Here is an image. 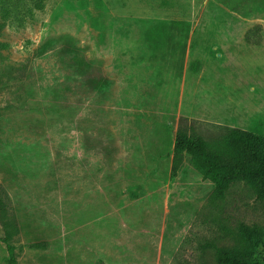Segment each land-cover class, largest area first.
Returning <instances> with one entry per match:
<instances>
[{
	"label": "rangeland",
	"instance_id": "1",
	"mask_svg": "<svg viewBox=\"0 0 264 264\" xmlns=\"http://www.w3.org/2000/svg\"><path fill=\"white\" fill-rule=\"evenodd\" d=\"M179 128L264 136V0H0L17 264H216L210 243L248 246L242 223L264 263V196H218L188 153L173 174Z\"/></svg>",
	"mask_w": 264,
	"mask_h": 264
},
{
	"label": "trees",
	"instance_id": "2",
	"mask_svg": "<svg viewBox=\"0 0 264 264\" xmlns=\"http://www.w3.org/2000/svg\"><path fill=\"white\" fill-rule=\"evenodd\" d=\"M187 153L197 167L217 182L218 196L223 197L230 186L240 180L248 181L259 196H264V136L257 137L240 128H231L226 140L220 143L179 128L172 162L173 174H177ZM15 229V223L8 218L7 202L0 189V241L6 245L8 264L18 263L17 246L12 242ZM238 229L239 236L245 239L248 246L239 249L210 243L214 248L216 264H264L251 260L252 249L249 247L259 229L244 223Z\"/></svg>",
	"mask_w": 264,
	"mask_h": 264
}]
</instances>
